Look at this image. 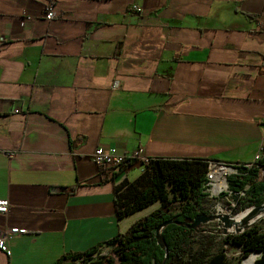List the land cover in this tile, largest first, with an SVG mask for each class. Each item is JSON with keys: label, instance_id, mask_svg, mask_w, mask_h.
Instances as JSON below:
<instances>
[{"label": "crops", "instance_id": "1", "mask_svg": "<svg viewBox=\"0 0 264 264\" xmlns=\"http://www.w3.org/2000/svg\"><path fill=\"white\" fill-rule=\"evenodd\" d=\"M263 137L264 0H0V229H26L0 264H53L159 207L118 220L115 186L145 167L101 168L98 147L244 163Z\"/></svg>", "mask_w": 264, "mask_h": 264}, {"label": "trees", "instance_id": "2", "mask_svg": "<svg viewBox=\"0 0 264 264\" xmlns=\"http://www.w3.org/2000/svg\"><path fill=\"white\" fill-rule=\"evenodd\" d=\"M209 161L153 158L134 181L124 180L115 186L114 203L118 220L155 202H160L159 207L136 220L126 232L117 233L86 251L64 254L53 264L88 261L96 256L101 260L94 264H163L166 251L167 264H241L240 259L254 251L260 253L254 264H264V219L243 233L226 235L198 232L187 223L196 218L199 207L207 199L204 185ZM238 183L239 189L249 184L240 199L241 208L248 201L257 206L264 204V156ZM166 221L171 222L159 233L158 227ZM104 246H110L113 255L103 254ZM235 247L240 248L241 257L232 262L227 254Z\"/></svg>", "mask_w": 264, "mask_h": 264}, {"label": "built area", "instance_id": "3", "mask_svg": "<svg viewBox=\"0 0 264 264\" xmlns=\"http://www.w3.org/2000/svg\"><path fill=\"white\" fill-rule=\"evenodd\" d=\"M54 2H49L45 7V18L51 20L55 16ZM132 8L136 12H140L142 7L133 4ZM145 149L143 147H138L134 151L128 153H117L115 148L106 150L104 148L98 147L92 154V159L99 165V167L107 169L111 172H119L123 168L133 165L135 163L142 164L144 167L151 163L152 158L147 157L145 154ZM264 156V137L260 141L258 150L249 162H232L227 163L225 161H209L208 171L206 172V182L204 187V192L207 194V198L210 201H219L218 203L212 205L210 208H205L199 210V213L205 212L209 215L224 214L220 210V200L225 199L227 204L234 206L236 202L233 199L234 195H238L239 199L245 196L246 189L249 184L243 189L232 188L230 185V180H237L238 182L247 175L249 169L254 167L257 162H259ZM230 214V208L227 207ZM9 210L8 200L5 198H0V213L6 214ZM228 214V215H229ZM230 216V215H229ZM217 220V219H216ZM204 226V225H203ZM26 233L25 228H19L18 226H13L6 229H0V247L9 253L6 247L7 240L15 235H20Z\"/></svg>", "mask_w": 264, "mask_h": 264}, {"label": "rangeland", "instance_id": "4", "mask_svg": "<svg viewBox=\"0 0 264 264\" xmlns=\"http://www.w3.org/2000/svg\"><path fill=\"white\" fill-rule=\"evenodd\" d=\"M177 202L179 204V201L178 200H177ZM218 202L219 201H214V200L213 201H210L209 198H207L205 200V202H203L201 204V206L199 207V209L202 210V209H205V208L206 209L207 208H210V207H212V205H214V204H216ZM220 204H224L225 207L230 208V214H229L230 216H235L236 214H239V213H241V215H242V213H246L249 209H251L254 206H256V204L254 202H251V201L246 202V204H244L242 208L240 207L241 203H236L234 206H230L229 204H227V202L225 201V199H221L220 200ZM153 207L154 206H151L147 211L145 210L144 212L145 213L146 212L149 213L150 210L153 209ZM175 211L178 212L179 211V208L177 207L175 209ZM254 217L244 216L242 221H243V223H248V222H250L252 220H255L256 218H254ZM262 219H264V216L261 219H256L255 223H259ZM255 223H253V224H255ZM226 229L230 233L235 232V231H232L233 229H231V227H225V224H224V222L222 220L217 219V220H214V221H211V222L206 223L204 226H201V230L198 229V232H200L202 230H205V231H209V232H212V233H221V234L225 235V230ZM101 251L103 252V254L113 255V253H112V251H111L110 248L102 249ZM253 253H255V252H251L247 257L241 258L240 259V263L241 264H248V259L252 256ZM227 256H228V258L232 262H237L238 261V258L241 257L240 256V248L239 247L233 248L231 251L228 252ZM258 257L259 256L257 255V258ZM100 260H101L100 257L96 256L93 260L92 259L91 260H88V261L78 260L76 262L67 261V262H64L63 264H94L96 261L98 262Z\"/></svg>", "mask_w": 264, "mask_h": 264}, {"label": "water", "instance_id": "5", "mask_svg": "<svg viewBox=\"0 0 264 264\" xmlns=\"http://www.w3.org/2000/svg\"><path fill=\"white\" fill-rule=\"evenodd\" d=\"M230 185L232 186V188H240V184L238 183L237 180H230ZM233 199L236 202H239L240 199L238 197V195H234ZM257 213L260 212L262 209H264V204H261L260 206H254L253 207ZM216 219L222 220L225 224V227H231V229H233L232 231H235L237 233H243L246 229L250 228L253 223H255V221L249 223L248 225L245 223H241V222H235V217L234 216H226L225 214H216V215H209L205 212L199 213L196 218H194L193 221L187 222L189 224L190 227H193L195 229H199V227H201L202 225H205L208 222L214 221ZM171 221H166L164 222L162 225H160L158 227V231L159 233L162 231V229L167 226ZM235 222V223H234ZM158 233V238L161 242V245H163L162 241H161V236ZM230 233L227 229L225 230V235ZM258 256L260 255L259 252L254 251ZM168 262V253L166 251V257L164 260L163 264H167Z\"/></svg>", "mask_w": 264, "mask_h": 264}, {"label": "bare ground", "instance_id": "6", "mask_svg": "<svg viewBox=\"0 0 264 264\" xmlns=\"http://www.w3.org/2000/svg\"><path fill=\"white\" fill-rule=\"evenodd\" d=\"M220 210H221V212H223L226 216H228V214H229V210L227 209V207H225V205L224 204H220ZM244 216H247V217H254V218H256V219H261L263 216H264V209H262L260 212H258L257 213V211L254 209V208H251V209H249L246 213H242V215H241V213H239V214H236L234 217H235V222H241V223H243V217ZM256 219L255 220H252V221H250V222H248V223H245V224H249V223H251V222H253V221H256ZM234 222V223H235ZM203 226V225H202ZM257 258V255H256V253H253L252 254V256L248 259V262L249 263H252L253 261H255V259Z\"/></svg>", "mask_w": 264, "mask_h": 264}]
</instances>
